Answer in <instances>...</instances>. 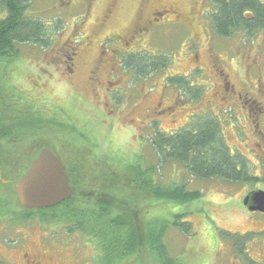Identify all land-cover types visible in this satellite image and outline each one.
Wrapping results in <instances>:
<instances>
[{
    "label": "rangeland",
    "instance_id": "obj_1",
    "mask_svg": "<svg viewBox=\"0 0 264 264\" xmlns=\"http://www.w3.org/2000/svg\"><path fill=\"white\" fill-rule=\"evenodd\" d=\"M212 6L210 0H33L30 12L50 29L53 44L49 48L24 44L18 57L0 61V86L9 91L16 86L36 124L49 121L54 127L47 136L40 134L41 138L33 135V129L25 132L30 134L25 153L14 155L3 165L0 257L7 264H20L18 253L23 243L28 245V233L32 247H51L46 240L52 235L48 225L36 217L23 222L26 212L14 192L17 180L26 173L40 143L45 142L44 147L63 158L73 150L60 139H77L84 144L87 138L82 135L89 136L97 151L110 156L111 164L123 163L116 167L123 175L121 187L116 184L113 193L135 205L121 218L125 226L120 232L134 248L110 264H159L148 250L157 224L150 225V216L143 212L154 201L135 195L134 172L127 167L132 163H141L145 169L158 167V157L147 140L153 135V125L160 131L174 132L206 116L217 118L231 153L242 154L258 180L198 179L177 161L163 163L160 171L165 182L184 180L190 189L202 193L194 202L174 206L176 212L188 213L185 221L192 222L194 228L187 234L176 227L167 230L164 241L169 261L164 264H264V213L251 212L243 203L246 193L264 190V138L259 133L264 132V117L257 119L259 128L250 124L242 100L237 96L231 102L223 99L216 73L223 71L236 93H249L264 106V32L250 37L245 33L218 36L211 25ZM159 7L175 8L182 23L165 16L147 24L153 18L151 12ZM59 22L61 31H57ZM144 23V31L133 35ZM143 51L170 56L169 67L148 77L135 76L122 63L124 54ZM72 52L77 53L73 73L66 63ZM180 75L202 88L198 97L184 94L180 86L168 81ZM91 76L98 83H91ZM81 181L88 193L101 186L94 175ZM108 208V214H122L120 206ZM155 208L156 218L169 217L173 209L170 203L158 202ZM64 232L60 231L53 244L69 248L70 237ZM89 243L80 231L73 234V250L78 249L83 257L93 255L95 264L99 256L91 254L94 244Z\"/></svg>",
    "mask_w": 264,
    "mask_h": 264
},
{
    "label": "trees",
    "instance_id": "obj_2",
    "mask_svg": "<svg viewBox=\"0 0 264 264\" xmlns=\"http://www.w3.org/2000/svg\"><path fill=\"white\" fill-rule=\"evenodd\" d=\"M210 1L213 5L210 20L216 35L229 38L245 33L250 37L259 31L264 32V2L261 0ZM32 2L33 0H0V61L18 57L21 45L24 44H33L42 48H49L53 44L50 29L30 12ZM60 28L62 29L61 22L58 23L57 31H61ZM122 63L127 69L133 70L135 76L148 77L169 67L171 57L166 54L153 55L143 51L124 54ZM168 81L180 86L184 94H193L195 98L202 92V88L191 85L189 77L184 75L170 77ZM30 110L31 108L23 102V96L16 86L10 91L0 86L1 179L4 163L13 159L16 154L25 153V147L29 146L30 142L27 139L30 134L24 135L25 132L33 129V135L40 137L43 127L47 129L54 127L47 122L43 126H38L34 120L36 117ZM218 122L217 118L206 116L196 120L190 127L174 132L160 131L153 125V135L147 140L158 157V167L152 165L145 169L141 163H132L135 165L130 164L127 167L128 169L131 167L130 169L134 172L132 182L136 185L133 189L136 191L135 195L141 200L154 201L153 204L145 207L143 212L144 215L150 216L148 220L150 225L154 222L157 224L155 231L150 235L148 250L155 262L159 264L169 261L167 259L169 248L164 241L167 230L170 227H176L187 234L194 228L192 222L185 221L188 213L176 212L174 206L178 203L181 205L194 202L202 197L201 191L190 189L184 180L181 183L165 182L164 175L160 171L163 163L177 161L184 167L187 174L198 179L220 178L235 183L258 180L252 174L248 160L242 154L231 153ZM75 127L73 126L74 129ZM82 136L85 137L84 139L87 138L84 144L77 142V139L73 141L60 139L62 143L71 144L70 149L73 150V158H67V165L76 193L72 198L54 207L46 220L69 224L72 219L73 203V233L80 231L91 237L94 246L99 250V264H110L115 259H121L134 248V244H126L125 236L121 235L125 226L121 218L125 213L135 209V205L128 204L125 198L119 199L113 193V188H116L115 185H119L123 178L120 169L116 167L123 163L111 164L110 156L97 151L96 147L90 144L89 136ZM44 145L45 142L38 145L33 159ZM118 158H116L117 161H119ZM92 175L100 180L98 184L101 186H97L98 190L88 193L85 189L87 187L81 180ZM157 202L159 205L170 203L173 209L169 217H154ZM114 206L122 207V214L113 215L111 212L108 214V207ZM22 208L26 212V216L22 217L23 221L28 218L27 215L30 218H37L40 215V210L31 211ZM39 217L42 218V215ZM0 264L7 263L0 257Z\"/></svg>",
    "mask_w": 264,
    "mask_h": 264
},
{
    "label": "flooded vegetation",
    "instance_id": "obj_3",
    "mask_svg": "<svg viewBox=\"0 0 264 264\" xmlns=\"http://www.w3.org/2000/svg\"><path fill=\"white\" fill-rule=\"evenodd\" d=\"M171 15H173V17H171ZM165 16H168V18L170 16L169 19L171 21H172V19H174L176 23H182V21H181L182 15L173 7L172 8H164V7L155 8L151 12V17H153V18L150 19L149 21H147L146 23L148 24L149 22H151L153 20L158 21L159 19L164 18ZM105 19H107V17ZM140 23H142V22H140ZM145 28H146V24L144 23L143 26H141V27L139 26L136 28L133 35H137L138 33L144 31ZM133 35H132V37H133ZM70 54L67 56L68 59L66 60V63H68L69 70L73 73V72H75V67H76L75 59H76L77 53L72 52V54L71 55ZM216 73L218 74L217 76L219 77L218 84L222 88L223 99L226 101L228 100L227 102H229V101L231 102L232 99H235V97L237 96L238 101L242 100L243 101V105H242L243 108L244 109L247 108L248 116H249L248 120L250 121V124L256 123V128H259L260 125L257 122V119L259 117H264V106H262L260 102L256 101V99L252 98L249 95V93H246V94L236 93L235 90L232 88V86L229 84V81L226 78H224L225 73L223 71L216 72ZM90 81H91V83L95 82V81L98 83V79L94 76H91ZM99 83L101 85H103L102 82L99 81ZM47 124H49V121H47ZM41 126H43V125H41ZM48 132H49V129H47V127L46 128L43 127L41 129V136L42 135H44L42 137L47 136ZM259 133H260V136H262L264 138V132L262 130H260ZM263 151H264V149H263ZM54 153L56 154V152H54ZM61 155L63 156V154H61ZM57 156L65 165L66 171L68 173L67 158L68 157L73 158V152L66 153L63 156V158H60L59 155H57ZM70 162H73V160H70ZM29 167H30V165H29ZM27 170H26V172H27ZM69 178H70V176H69ZM70 182H71V186L73 188V183H72L71 178H70ZM73 190H74V188H73ZM75 193L76 192L74 190V195H75ZM72 197L73 196H71V198ZM68 199H70V198H68ZM68 199H65L63 202H61L55 206H52L49 208H44V209L40 210L39 216L42 215V218L39 216L37 218L40 220L41 224L48 225V227L50 228V232H52V235H50L48 238L45 237L47 242L50 245H48L47 243L46 244L48 246H51V247H47L45 249H39V248L36 249L35 247H32L31 244L33 245V243L31 241V239L29 238V237H31V235L29 233L26 234L25 238H26V240H27V238L29 240H28V245H27V243L26 244L23 243L24 245L22 244L21 250L18 253L19 257H20V264H79L80 262H81V264L82 263L83 264H93L92 263L93 262L92 261L93 255H91V258L84 256L86 258L85 259L82 255V252H80L78 249L73 250V234L78 233V232L73 233V203H72V209H71L72 210V219H71V222L69 224L67 222L66 223H63V222L62 223L61 222L55 223V222H53V224H52L51 223L52 221L46 220L47 216H49V215H47L48 212L51 211V213H52L54 210V207L64 203ZM34 210L37 211L36 209H33L31 211H34ZM27 217L28 218L26 220H24L23 222H26V221L29 222V219H30L29 215H27ZM48 222H50L51 224H48ZM64 230H65L64 235L67 237H70V247L69 248H64V247L62 248V247H59V246H56L53 244V242H57V240H59L58 237L61 235L60 231H64ZM87 237H88V240H90V243L88 245V246H90L92 244L91 243L92 238L89 236H87ZM24 242H25V240H24ZM91 249L94 250V252L92 251L91 254H94L96 252L97 256H99L98 255L99 250L96 246L94 247L91 245ZM98 263L99 262L95 261V264H98Z\"/></svg>",
    "mask_w": 264,
    "mask_h": 264
},
{
    "label": "water",
    "instance_id": "obj_4",
    "mask_svg": "<svg viewBox=\"0 0 264 264\" xmlns=\"http://www.w3.org/2000/svg\"><path fill=\"white\" fill-rule=\"evenodd\" d=\"M15 191L21 205L28 210L55 206L74 195L66 167L49 148H43L21 176ZM244 206L251 212L264 213V190L248 192Z\"/></svg>",
    "mask_w": 264,
    "mask_h": 264
}]
</instances>
